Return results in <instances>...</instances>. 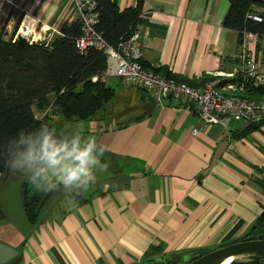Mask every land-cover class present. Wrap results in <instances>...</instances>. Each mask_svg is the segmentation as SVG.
Instances as JSON below:
<instances>
[{
	"label": "crops",
	"instance_id": "obj_1",
	"mask_svg": "<svg viewBox=\"0 0 264 264\" xmlns=\"http://www.w3.org/2000/svg\"><path fill=\"white\" fill-rule=\"evenodd\" d=\"M115 3L119 10L139 6L146 16L138 25L145 69L194 88L212 77L236 82L239 34L223 25L229 0ZM2 10L9 20L19 12L23 26L30 20L35 41L75 21L67 0H0ZM247 49L264 77V38H252ZM103 81L112 100L75 126L79 146L94 142L104 178L73 182L78 200L56 189L25 236L1 223L0 242L19 252L18 264H142L149 250L154 258L211 250L234 229L229 241L247 238L264 213V123L204 128L194 105L157 99L117 78ZM234 95L264 99V86ZM29 188L45 189L38 182Z\"/></svg>",
	"mask_w": 264,
	"mask_h": 264
},
{
	"label": "trees",
	"instance_id": "obj_2",
	"mask_svg": "<svg viewBox=\"0 0 264 264\" xmlns=\"http://www.w3.org/2000/svg\"><path fill=\"white\" fill-rule=\"evenodd\" d=\"M98 23L96 31L111 45L120 39L128 38L135 28L143 24L139 6L119 10L115 0H96ZM230 7L224 20V27L236 30L241 37L242 31L250 32L258 38H264V14L262 21L255 22L247 19L246 14L250 6L255 4L264 9V2L253 0H229ZM13 31L8 39L4 28L0 31V175H6V168L14 152L21 143H26L30 153L39 163L40 168L48 164L41 156V146L45 137H49L57 146L67 144L69 148L77 141L78 136H72V131L58 127L53 122L52 115L65 122L85 121L100 111L113 98V90L102 80L105 69V57L96 49H89L81 54L75 47L76 40L81 36L79 23L74 21L70 25H63L58 35L49 41L30 42L25 38L14 39ZM157 73L156 70L153 71ZM168 79L185 83L170 74ZM96 77V82L92 78ZM192 87V86H191ZM252 90V89H251ZM258 90V89H257ZM32 105L44 114L40 119L34 115ZM247 124L248 129L257 128L263 124ZM36 171L25 178L23 185V209L33 224L39 213L50 201L58 185L50 188L30 191V184L37 183ZM22 175L21 170L14 167L9 171V178ZM1 178V179H2ZM75 195L78 200L77 193ZM235 230V229H234ZM234 230L220 246H226L238 241H229ZM264 234V213L251 228L247 238L254 239ZM229 241V242H228ZM148 256L154 255L149 250ZM177 254L169 257H178ZM156 258L142 264H182L181 259L172 258L167 263H154Z\"/></svg>",
	"mask_w": 264,
	"mask_h": 264
},
{
	"label": "built area",
	"instance_id": "obj_3",
	"mask_svg": "<svg viewBox=\"0 0 264 264\" xmlns=\"http://www.w3.org/2000/svg\"><path fill=\"white\" fill-rule=\"evenodd\" d=\"M67 1L71 15L81 29V36L75 42L76 49L83 55L89 49H96L105 57L102 80L110 77L117 78L124 85L145 90L157 99L185 103L188 108L194 105L195 113L204 128L209 125L226 127L231 121L254 124L264 120V99L253 100L234 95L243 88L256 90L264 86V77L259 73L247 49L248 42L257 37L256 35L247 31L241 33L237 55L239 66L234 78L236 82L226 83L220 78L212 77L203 87L194 88L143 67L138 26L128 38L120 39L115 45L108 44L96 31L98 23L96 0ZM253 1L264 2V0ZM262 14L264 9L253 4L246 17L249 20L261 22ZM143 19H146L145 15ZM17 34L14 39L18 38ZM50 39H43V41ZM29 41L40 42L35 41L34 37ZM96 80V77L92 78V81L96 82ZM193 133L196 135L198 131ZM260 177L264 181V170L261 171Z\"/></svg>",
	"mask_w": 264,
	"mask_h": 264
},
{
	"label": "water",
	"instance_id": "obj_4",
	"mask_svg": "<svg viewBox=\"0 0 264 264\" xmlns=\"http://www.w3.org/2000/svg\"><path fill=\"white\" fill-rule=\"evenodd\" d=\"M17 160L18 169L23 173L20 177L9 178V171ZM38 168L39 163L26 143H21L6 168V182L0 185V222L7 220L23 236L32 227L23 209V185L25 178ZM172 258L181 259L182 264H221L227 259H230L228 264H264V234L211 250L194 251L178 257H158L154 263H167ZM20 260L17 250L0 242V264H18Z\"/></svg>",
	"mask_w": 264,
	"mask_h": 264
},
{
	"label": "rangeland",
	"instance_id": "obj_5",
	"mask_svg": "<svg viewBox=\"0 0 264 264\" xmlns=\"http://www.w3.org/2000/svg\"><path fill=\"white\" fill-rule=\"evenodd\" d=\"M18 13L19 12H16V15L13 16L12 20H9L10 14H8L7 11L2 10L0 12V24L3 23V26L1 28L2 29L4 28V33L6 34V38L8 39L11 35H13V31L16 28H18L17 31L15 32V34H17L18 31L20 33V34L19 33L17 34L18 38L23 37L25 39L30 40L32 37H34V39H35V35L29 34V31L27 32V34H23V36H21V34H22L21 31H22L23 25H22L21 14H18ZM7 25H8V28L6 27ZM24 25L29 29L30 20H27V22L24 21ZM2 29H0V30H2ZM46 38H43V39L45 40ZM43 39H40L37 41L41 42V40L43 41ZM114 81H115V79H114ZM106 82L109 84V80H107ZM110 82L113 83V81H110ZM32 109H33L34 115L37 119L42 118L44 116V114H46V113H49V115L51 113H53L52 110L51 111L47 110V111H45V113H40L36 109L35 105H32ZM52 119H53V122H55L58 125V127H61V128L63 127V128L68 129L69 131H72V136L77 137L79 135L78 131H79V129H81V127L80 128H79V126L76 127L75 126L76 123L73 125L72 121L65 122L63 119L58 118L57 116H53V115H52ZM79 147L81 149H84L87 147V145L82 144ZM92 154H93V151H92ZM68 162L69 161H67L65 163H68ZM18 164H19V160L14 161L12 168H14V167L18 168ZM105 166H106V164L104 162H101V161H97L95 164H90L89 165V176L84 177V178H93L94 175L98 178H104V175L102 174V171H104V170L102 169V167H105ZM59 167L60 166H57L56 168H52V167L48 166V167L40 168L39 170H37L36 177H37V182L40 184V187L45 188V189L50 188V186L52 185L51 181H57V182L59 181V183H61V184H57V185L60 188L59 191H60L61 196H63V194H67V195L73 194V193H71L72 190L74 191V194H76V192L79 191L78 187L71 186V184L65 185L63 183V181L60 179V174L58 171ZM21 172H23V171H21ZM103 186L104 185H99L97 187V189L102 190ZM7 222H8L7 220H3L0 222V224L1 223H7ZM148 258H149L148 260H150L153 258V256H151V257L149 256Z\"/></svg>",
	"mask_w": 264,
	"mask_h": 264
},
{
	"label": "clouds",
	"instance_id": "obj_6",
	"mask_svg": "<svg viewBox=\"0 0 264 264\" xmlns=\"http://www.w3.org/2000/svg\"><path fill=\"white\" fill-rule=\"evenodd\" d=\"M93 147L94 142L89 143L84 149L76 142L71 148L67 144L57 146L49 137H45L40 158L52 168L60 166L58 169L60 179L68 185L89 176V165L97 162L92 156Z\"/></svg>",
	"mask_w": 264,
	"mask_h": 264
},
{
	"label": "bare ground",
	"instance_id": "obj_7",
	"mask_svg": "<svg viewBox=\"0 0 264 264\" xmlns=\"http://www.w3.org/2000/svg\"><path fill=\"white\" fill-rule=\"evenodd\" d=\"M25 28V29H24ZM27 27H25V26H23L22 27V34L21 35H23V34H26L27 33ZM20 30V29H19ZM18 33H19V31H18ZM20 34V33H19ZM229 261H230V259H227V260H225L224 262H222L221 264H228L229 263Z\"/></svg>",
	"mask_w": 264,
	"mask_h": 264
},
{
	"label": "flooded vegetation",
	"instance_id": "obj_8",
	"mask_svg": "<svg viewBox=\"0 0 264 264\" xmlns=\"http://www.w3.org/2000/svg\"><path fill=\"white\" fill-rule=\"evenodd\" d=\"M20 170V169H19ZM23 173V172H22ZM4 182H6V180H5V176L1 179V181H0V185L2 184V183H4ZM223 247V246H222ZM220 248V247H219Z\"/></svg>",
	"mask_w": 264,
	"mask_h": 264
}]
</instances>
